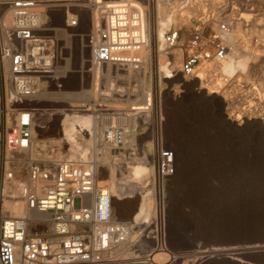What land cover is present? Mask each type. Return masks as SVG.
Returning a JSON list of instances; mask_svg holds the SVG:
<instances>
[{"label": "built area", "instance_id": "1", "mask_svg": "<svg viewBox=\"0 0 264 264\" xmlns=\"http://www.w3.org/2000/svg\"><path fill=\"white\" fill-rule=\"evenodd\" d=\"M130 1L0 0V264H115L119 250L130 245L132 238L133 254L141 248L148 249L147 243L151 245L150 252L169 253L162 208L165 196L158 199L155 218H143L142 200L137 213L122 218L106 186L97 181L99 165L95 159H74L61 151L54 162H29L27 179L22 182L14 159L7 156L28 150L37 132L53 129V108L35 106L41 92L66 90L65 84L72 80L78 86L76 76L89 69L108 66L140 69L144 65L139 54L147 48L139 35L142 13H135L129 7ZM83 9L97 13L100 22L84 33L77 31L83 24ZM56 13L60 14L59 22L73 45L68 54L64 53L63 41L49 30ZM197 23L185 31L182 26L170 25L164 32L159 48L168 69L173 52H183L178 69H169L166 80L178 76L180 80L191 81L203 67L221 63L230 54L227 40L233 28L229 18L212 12ZM83 46L89 53L86 61ZM64 59H68L71 70L76 72L60 71L59 67L66 63ZM74 61H79V70L72 66ZM85 63L88 68L83 71ZM159 75L158 71L144 109L136 116L129 107L135 98L123 101L128 104V113L123 117L137 120L138 126L155 128V177L164 195L165 182L176 170L174 152L161 141L164 117L159 90L165 82ZM181 86L169 90L174 99L179 98ZM121 95L117 92L116 98L107 94L101 96L100 102L96 99L95 108L103 110L101 123L121 116L114 115L115 108L108 107L111 98L125 99ZM146 113L150 116L147 122L140 117ZM37 117L45 120L36 124ZM125 138V129L118 123H108L102 131V141L114 151H120ZM18 200L24 204V213L7 216L3 203ZM135 219L143 220L138 227ZM147 220L161 221L153 224Z\"/></svg>", "mask_w": 264, "mask_h": 264}, {"label": "rangeland", "instance_id": "2", "mask_svg": "<svg viewBox=\"0 0 264 264\" xmlns=\"http://www.w3.org/2000/svg\"><path fill=\"white\" fill-rule=\"evenodd\" d=\"M154 1L155 0H153V8L158 4L157 0L155 2ZM161 1L162 3H166V11L170 12L171 10L170 13L174 11L172 18L173 24H171V26H182L183 31H185V29L189 28L190 26L197 25V22L200 19L203 21V18L206 19L207 16L212 12L217 14L219 12V14H222V17L224 16L229 18V22L232 24L233 28L232 32L235 33L236 31V34L239 33V38L234 40V44L240 48V51L238 50L237 54H235V58L242 52V50L243 52L245 51L251 53L254 58L249 60L247 70H238L233 76L229 78L221 74L220 70L217 68L219 63L202 69L204 71L207 70L208 73L206 75L207 77L204 79L205 84H207L209 80L212 83L211 86H216L218 83L220 84V89H218V93L215 96L217 100L223 103L224 100L227 102L223 104V107L220 109L210 107L208 108L203 105H199L198 102H191V100H189L190 98L188 97L189 91L187 92L186 89L187 85L180 87L181 94L179 98L174 99L171 94L170 98L166 97L164 93L165 90L169 91L173 86H180L183 83L179 81H173L174 78L170 80V84L166 83L167 85H165V83H162L160 85V100L162 103L164 117V125L162 128L161 137L162 145L176 154L175 163L178 169L182 170V172H180V174H176L175 171V174L164 187V196L166 194L164 197V201L166 198V216L164 220V228L166 236V248L169 253L158 252L157 250L156 254L162 255L160 256L161 258L157 261V263L237 264L224 258L222 256L224 254L220 253L217 256L211 254L213 257L210 254H207L211 249L231 247H225L226 245L219 244L203 246L201 243H195L193 241L198 218L193 213V211H191V208L195 204L196 200L204 195L226 194L233 196L243 194L248 197L249 201L252 200L251 205L257 203L251 198H253V196H259L260 200L258 203L260 204L261 208L258 210H255L253 207L248 208L244 220H249L247 222L248 226H253L250 220H261L264 222V124L261 125L258 123L262 119L264 121V0ZM172 5L173 7L175 5L176 8L173 9ZM197 6L201 8L198 9ZM150 14L151 22L154 26L158 20L156 11L152 9ZM59 20L60 18L58 16H54L52 19V24L58 25L60 23ZM236 20L241 21L242 28H235L234 30ZM50 27H52L51 29L58 28V26ZM209 27V25L206 26V33L209 32ZM253 27L256 29V31L251 32L249 29ZM87 29L86 22L83 21V24L77 31H83L84 33L87 31ZM229 44L230 43L228 42L231 54L233 51L231 50ZM159 46H161L160 43L156 44L155 40L153 47L155 52L153 53L152 65L150 67L152 74L154 71L152 83L154 78H157L156 76L158 75L159 71L157 67V53L158 51H161ZM88 56L89 53L87 51L83 56V60L86 61ZM75 63L76 64L73 65V62L72 66L76 67V70H79V61ZM142 67L141 69H143ZM86 68H88V65L85 63L83 65V71H85ZM102 69L104 70L102 73H105L107 68L104 67ZM145 70L146 71L143 72H145L147 76H150V74H148L147 67H145ZM111 73L112 74L109 75V79L105 77V74H102L104 77L98 80L97 84H95V89H93L95 91V95H93L91 99H88L87 96L85 97V93L94 88L92 83H90L91 75L89 72L83 73V106L96 105V99H102V95L109 94L114 96V94H117V92L123 93L121 97H125V99L111 98L110 100L112 103H109L108 107L115 108V112H113L114 115H121L118 118H125L123 117L124 113H128V104L125 102H130L133 98H135L130 97V100L126 101V90L128 87L137 85V83L132 82V80L126 82L124 79L123 81H121L122 79L118 81L117 78H114L116 79L115 81L114 79H111L115 76V71ZM119 78L123 77L120 76ZM187 82V84L190 83V81ZM65 89L66 90L62 91L65 93L50 95L56 98L55 102L59 103L53 104L51 102H40L36 107L40 109L53 108L62 110L67 109L68 104L70 106L81 105V103L74 102L73 100L75 99V94L81 91L80 86L78 89L76 80H72L71 82L65 84ZM65 95L70 96L72 98V102L67 100L64 102L62 99ZM114 98H116V96H114ZM138 100L139 98H135V101L132 103H135ZM95 110L98 109L95 108ZM99 110L100 114H102L101 111L103 110ZM226 115H231L232 117L240 116L242 118L246 115H253L252 117L254 118V123L242 125L240 127H230L227 124L228 121ZM101 116H103V114ZM136 116H138V114ZM140 117H142V120L147 122L145 114ZM153 117L154 114L151 115V118ZM44 120V117H37L36 124H38V122H43ZM125 121L128 124H130V122L132 123V119H126ZM63 125L64 122L61 123L60 130L58 131L57 129L58 133L55 129H50L47 132H37L35 138L38 141L45 140L53 144L59 143L58 145L63 142L64 144L68 145V143L64 140ZM123 128L129 131L130 136L128 140L131 142V144H128V147L125 149H123V147L122 150L116 151L118 154L112 152L113 150H104L101 152V154L103 155L104 152H108L110 157L123 155L125 159L129 157L128 154H131L130 156L132 159H130V161H133L135 167L136 165H139L140 167L146 165L147 168L152 167L150 159L148 158L149 152L147 149V144L150 139L143 141L139 140L140 137L148 136L147 128H144L142 125L138 126L137 122L135 126L130 124V126H124ZM151 128L149 127V130H153L155 136V128ZM172 138L178 143L179 148L172 144ZM83 145L85 144L83 143ZM98 145H100V142ZM63 148L68 151L67 146H63ZM70 148L71 146L69 145L68 154L72 157ZM100 148L101 145L97 147V149ZM36 150L39 151V148H36ZM95 153L98 154L100 151L98 150L94 153L91 151V155L94 154L92 158L96 157ZM178 154L184 157V164L178 160ZM100 155H97V157H100ZM80 157L81 155H76L75 158ZM81 158H84L83 155ZM98 162V181L100 185L105 186V184L102 183H104L103 179L107 176L106 167L104 163L100 161V159ZM18 169L19 171H16V173L20 172V174L17 176L20 177L22 181L25 179V171L22 167H19ZM152 174L153 171L151 174H146L149 177V180L152 177ZM139 188V183L132 185V189L126 187L121 188L119 192L121 200L123 202H126L129 199L134 200V196L131 191ZM150 188L151 183L148 185L147 189L150 190ZM139 194L138 198L141 199L144 191L142 190ZM12 204L13 203H8L7 207L9 205L11 207ZM121 212H119V214L122 218L128 219V217H130V215H127V211ZM153 224L156 223L154 222ZM212 229L213 225L211 223H206L200 230L201 232L204 231L207 235L209 234V237L217 241L222 239H230L232 237H236V235H239L237 232H226L225 229L221 228L220 226L215 231H210ZM197 230H199V227ZM133 241L134 238H132L130 241V245H126L119 250V254L117 253V262L115 264L150 263L155 254H152V250L150 252L149 248L151 245L147 243L149 247L148 249L141 248L138 252L133 254L135 252L133 250L135 246L132 245ZM232 247L240 249L238 252L239 254L243 253L242 255L244 258L242 259V263L239 264H264V247L240 245H233Z\"/></svg>", "mask_w": 264, "mask_h": 264}, {"label": "bare ground", "instance_id": "3", "mask_svg": "<svg viewBox=\"0 0 264 264\" xmlns=\"http://www.w3.org/2000/svg\"><path fill=\"white\" fill-rule=\"evenodd\" d=\"M157 3H158L157 6H155L153 8V0H132L129 2V4H130L129 7L131 9H133L135 13H142V17L140 18V21H139V35H140L141 39L143 40V42L147 43V48L142 49L139 53L141 58L143 59V62H144V65L142 67L143 69H141V68L140 69H133V68L124 69V68H121L119 66H108V67H106L107 69H106L105 73H102V72H104V70L102 68H100V69H89V72L91 73V76H90L91 82L90 83H92L93 87L95 86V84H97L98 80H100L104 77V76H102V74H105V77L107 79H109V75L112 74L111 72H113V71H115V76L112 77L111 79L117 78L118 81L120 79H122V80L124 79V80H126V82H128L129 80H132V82L137 83V85H135L133 87H128V89L126 90L127 91L126 101L130 100V97L139 98V100L137 101L138 103L135 102V103L129 104V107H131V109L133 111H135V115L139 114L141 112V110L144 109L143 105L149 96L150 86L152 85V77H151L152 71L150 70V67L152 65V56H153V53L155 52L154 48H153L154 44H155V40H156V44H159V43L161 44L164 32L168 29V27L171 24H173L172 18H173L174 11L172 13H170L171 10H170V12L166 11L165 10L166 3H162L161 0H157ZM84 7H88V6H84ZM197 7H198V9L201 8L199 6H197ZM172 8L175 9L176 8L175 5H174V7L172 5ZM152 9H154L156 11L157 18H158V20L156 21L154 26H153V23L151 22V14H150V11ZM183 9H184V7H183ZM148 10H149V12H148ZM144 13H145V17H144ZM56 15L58 17L60 16L59 13H56ZM82 21L86 22V27L88 28V31L97 27L100 23L98 14L95 13L94 11H92L90 13V11L88 9H83ZM52 26H58V28H53V29L50 28L49 30L52 31L59 40L63 41L62 45H63V48L65 49L64 53L68 54V51L73 50L72 49L73 45H71L69 34L66 33L62 29V26L60 23L58 25L53 24ZM241 26H242L241 21L236 20L234 30H235V28L236 29L242 28ZM249 30L251 32L256 31V29L254 27L249 29ZM235 34H236V31H235V33L232 32V34L228 37V40H227V42L230 43L229 45H230L231 50L233 52L231 54H229L228 57L223 62L219 63L217 66V68L220 70L221 74L227 78L233 76L238 70H242V71L247 70L249 60L254 58V56H252L251 53L245 52V51L243 52V50L235 58V54H237L238 50L240 51V48H238L234 44V40L239 38V36H238L239 33L236 35ZM85 53H86V50L84 49V46H83V56L85 55ZM79 56H80L79 53L76 54V59H78ZM182 56H183V53L181 50L174 51L173 52V58H172V61L170 63L171 67L169 69L177 70L179 67V64L181 62ZM164 57H165L164 53H162L161 51H158V53H157V59H158L157 60V67H158V70L160 72L159 76H160L161 81H164L165 83L170 84L171 81L165 79V78L169 77V76H166L168 74L169 69L167 68V63H166L165 59H163ZM64 60L66 61V63H64V66L59 67V68H61L60 71L62 73H65L66 71L76 72L75 70H71L70 63H69V61H67L68 59H64ZM75 64L76 63L74 61L73 65H75ZM145 67H147L148 74H150V76L149 75L147 76L146 73L143 72V71H146ZM206 67H208V66H206ZM204 68L205 67H203L202 69H204ZM207 74H208L207 70H205V71L202 70L201 72L198 73V75L195 79L190 81L189 84H187L188 83L187 81L180 80L178 78V76H175L173 81L183 82L182 83L183 87L185 85H187L186 89H187V92L189 91L188 97L190 98L189 100H191V102H193V101L198 102L199 105H201V106L203 105V106L208 107V108L210 107V108L220 109L223 107V104H225L227 102H225V100H224V103H223V102L217 100V98L215 96L218 93V89H220L219 83L216 84V86H211L212 83L209 80V82L207 84H205L204 79L207 77L206 76ZM120 76L123 78H119ZM76 77L78 79V82H79L78 86H80L81 91H79L75 94V96H74L75 99H73V100H74V102L81 103V105L70 106L68 104L67 109H62V110L61 109H53L55 117L53 119L52 128L53 129L59 128V130H60L61 127H59L58 123H59V121L63 120L62 122H64V125H63L64 140L68 143V145L64 144L63 142L60 143V145H58L59 143L53 144V143H50V142L45 141V140L38 141L34 137L32 140V145L28 150L17 151V152H13V153L11 152V153H8L7 156L12 157L14 159L16 171H19V169H18L19 167L24 168L25 179L22 180V182H25L27 179L26 178V166L29 162H41L43 164H48V163L54 162V161H56L57 158H59L61 151H65L66 154L69 156L68 151H69V145H70L71 146V148H70L71 149V155H72V157L69 156L70 158L83 159V158H81L83 155V157L86 158L87 160H91V159L93 160L96 158L95 160L97 163H99L98 162L99 159H100V161H102L104 163V165L106 167V171H107V176H106V178L103 179L104 183H102V184H105L107 192L113 197V203H114V206L116 207V209L118 210V212L127 211V215L131 216L133 213H137L138 203L142 200V205H141L140 209H141V212L144 214L143 218H146V217L155 218V215H157V213L159 211L158 199H159V197L163 198L164 195H162L161 188L158 186L157 180L155 177V174H156L155 173L156 172V170H155V147H156V144H155V136H154L153 130H149V128H147L148 136L139 138L140 141L150 139V141L147 144V149L149 152V156L148 155L147 156L150 159V162L152 164L153 169H152V167L147 168L146 165L141 166V167L139 165H136V167H135L133 161H130V159H132L130 156L131 154H128L129 157L126 159L123 157V155H118L117 157L116 156L110 157L108 152H104V154L102 155L101 152L104 150L105 151L113 150V147H111L110 145H108L102 141V131L105 129L106 125L108 123L114 122V123H118V125H120V126L123 125V127L124 126H130V124H132V126H135L136 120H132V123L130 122V124H128L125 121L126 118L120 117L117 119L116 118L109 119L108 123L107 122L101 123L100 119H101L102 114H100L99 109L95 110V107L97 105L94 104V105H90V106L89 105L83 106V96H84L83 95V75L79 74ZM114 80L116 81V79H114ZM109 82H111V81H109ZM104 83H106V82H104ZM195 87H197V88H195ZM93 89H95V87L92 88V90L86 92L85 97L87 96L88 99L89 98L91 99V97H93V95H95V91ZM145 90H146V92H145ZM92 92H94V93H92ZM60 93H65V92H62V91H58V92L43 91V92H41L35 101V104H36L35 106H37L38 103H40V102H45V103L51 102L53 104L59 103V102H55L56 98L52 97L50 95H55V94H60ZM164 93H165L166 97L170 98V92L168 90H165ZM90 95H92V96H90ZM62 100L64 102L66 100L72 102V98L68 95H65ZM86 101H88V100H86ZM226 116H227V121L230 122V123L227 122V124L230 127H233V126L240 127L242 125H249L251 123H254L253 122L254 118L252 117L253 115L252 116L246 115L243 118L240 116H235V117H232L231 115H226ZM145 117H146V121L150 120V116L148 113L145 114ZM258 123L263 125L264 124L263 119L260 120ZM81 132H83V135L80 134ZM125 133H126V138H125V141H124L123 145L121 146L120 150H122L123 147H124L123 149L127 148L128 144H131V142H129V140H128V138L130 136L129 131L125 130ZM86 138H88V139H86ZM134 138H136V137H134ZM99 142H100L101 148L97 149V147L100 146V145H98ZM171 142L173 145H175V147L177 146L179 148V145L175 141V139L172 138ZM83 143L85 145H83ZM63 146H67L68 151H66L64 149L65 147L63 148ZM36 148H39V151H37ZM98 150L100 151V153H98V154L95 153L96 157L92 158V156L94 154L91 155V151H93V153H94ZM45 151H46V153H45ZM112 152L117 153L114 150ZM76 155H81V157L75 158ZM97 155H100V157H97ZM177 158H178V160L181 161L182 164H184L185 160H184V157L182 155L178 154ZM20 159H22V160H20ZM127 160H129V161H127ZM175 162H176V154H175ZM175 167H176V174H178V173L180 174V172H182V170L178 169L176 163H175ZM152 171H153V174L149 180V177L146 174H149V173L151 174ZM19 174H20V172L17 173V175H19ZM97 178H98V172H97ZM171 178L172 177H170L169 179L166 180L165 185L167 184L168 181H170ZM97 181H98V179H97ZM98 183H99V181H98ZM138 183L140 184V188L136 189L134 191H131L133 193L134 200L129 199L128 201L123 202L121 200L120 194H119L120 189L123 187L132 189V185L138 184ZM150 183H151V188L149 190V189H147V187ZM99 185H100V183H99ZM142 190L144 191V194L142 195V198L139 199L138 194ZM163 194H164V191H163ZM165 196H166V194H165ZM8 203L9 202L3 203L4 211H6L7 216L18 217L24 213V204L21 201L18 200L16 202H13V204H12L13 207L12 206L10 207V205L7 207ZM9 204H11V203H9ZM162 208L164 211V215L166 216V198H165V201L162 203ZM142 221L143 220L135 219L134 220L135 226L138 227L137 225H139ZM147 221L148 222L151 221L153 223L154 222L158 223L161 220H147ZM221 228L224 229V227H222V226H221ZM227 228H230V230H236L237 227H236V225L232 224V225L228 226ZM225 247H231V248H215V249L209 250V252L208 253L206 252V253L208 255L212 254L214 256H217L218 254L221 253V254H224L222 256L224 258L228 259V261H232V262L237 263V264L242 263V259L244 258V256L242 255L243 253L242 254L238 253L240 251V249L232 247V246H225ZM254 247H264V246H254ZM156 253H157V250L152 251V254H154V256H153L152 260L150 261V263H146V264H158L157 261L160 260V258H161L160 256H162V255L156 254Z\"/></svg>", "mask_w": 264, "mask_h": 264}, {"label": "water", "instance_id": "4", "mask_svg": "<svg viewBox=\"0 0 264 264\" xmlns=\"http://www.w3.org/2000/svg\"><path fill=\"white\" fill-rule=\"evenodd\" d=\"M255 202L251 205L246 195H204L196 200L191 208V211L197 216L196 230L194 233L193 241L201 243L203 246L211 245H240V246H263L264 245V222L261 220H250L253 226H248L249 220H244L246 217L247 209L250 207L255 210L260 209L259 196H253ZM190 208V207H189ZM211 219V220H207ZM236 219V220H234ZM206 223H211L215 231L220 226L224 227L226 232L233 231L239 235L236 237H227L230 239H222L220 241L213 240L201 228ZM236 225V230L227 228L230 225ZM199 227V230L197 228ZM201 227V228H200ZM252 233V234H251Z\"/></svg>", "mask_w": 264, "mask_h": 264}]
</instances>
